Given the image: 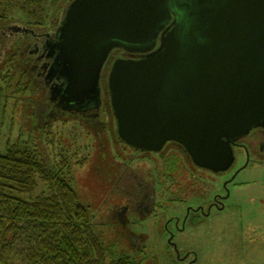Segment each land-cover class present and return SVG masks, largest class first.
Masks as SVG:
<instances>
[{"label": "water", "instance_id": "water-1", "mask_svg": "<svg viewBox=\"0 0 264 264\" xmlns=\"http://www.w3.org/2000/svg\"><path fill=\"white\" fill-rule=\"evenodd\" d=\"M49 37L46 81L66 108L98 105L114 49L145 54L116 59L105 85L137 150L175 142L219 173L233 143L264 127V0H73Z\"/></svg>", "mask_w": 264, "mask_h": 264}, {"label": "rangeland", "instance_id": "rangeland-1", "mask_svg": "<svg viewBox=\"0 0 264 264\" xmlns=\"http://www.w3.org/2000/svg\"><path fill=\"white\" fill-rule=\"evenodd\" d=\"M71 1L44 0L42 5H37L27 0H0V153L6 151L10 142L21 141L33 147L37 145L50 166L67 158L65 175L90 207L96 232L110 254L129 255L143 260L144 264H186L179 256L193 249L196 264H264V161L252 160L236 177L225 211H214L213 219L188 224L185 232L177 234L176 252L169 244L167 220L175 215L183 216L188 204L196 205L212 193L220 192L229 176L205 172L202 179H196L197 174L188 172L176 147L168 150L173 151L171 160L173 163L175 159L178 168L172 170L170 165L166 170L161 165L157 169L148 156L122 143L112 108L111 116L105 117L106 124L72 115L58 102L44 113L42 110L47 109L55 95L44 91L34 62L19 50L14 60L5 62L7 49L21 45L14 43L22 36L14 33L25 31L21 24L32 23L37 28L43 24L42 32L52 26L58 28ZM59 10L63 15L52 24ZM7 20L11 22L5 24ZM45 116L54 124L45 138L46 145L39 137L42 123L48 120ZM244 159L240 158L238 164ZM133 169L143 171L144 177L147 171L152 172L159 199L152 215L144 218L142 224L134 223L137 217L130 213L131 222L124 226L114 213V209L119 213L124 203L116 181L119 173L129 175ZM40 184L44 190L46 186ZM127 227L134 234L125 231ZM174 227L172 222L169 228Z\"/></svg>", "mask_w": 264, "mask_h": 264}, {"label": "trees", "instance_id": "trees-1", "mask_svg": "<svg viewBox=\"0 0 264 264\" xmlns=\"http://www.w3.org/2000/svg\"><path fill=\"white\" fill-rule=\"evenodd\" d=\"M27 1L42 5L44 0ZM61 15L57 11L52 24ZM23 25L44 28L43 24H38L40 28ZM18 48L7 50L5 62L15 59ZM53 125L49 118L41 125L39 137L44 145ZM67 163L65 158L50 166L37 145L21 141L10 142L0 153V264H144L129 255L108 252L90 207L65 175Z\"/></svg>", "mask_w": 264, "mask_h": 264}, {"label": "flooded vegetation", "instance_id": "flooded-vegetation-1", "mask_svg": "<svg viewBox=\"0 0 264 264\" xmlns=\"http://www.w3.org/2000/svg\"><path fill=\"white\" fill-rule=\"evenodd\" d=\"M73 1V0H72ZM71 1V2H72ZM70 2V3H71ZM69 3V5H70ZM68 5V7H69ZM62 20H60L61 22ZM59 22V24H60ZM23 30H20V32H16L14 34H21L22 36L19 39H15L14 43L17 44L18 42L21 43L19 45V52L23 53L22 55L27 58V60L33 61L35 64L36 69L41 74L40 79L44 81V91L46 90V93H48L50 96L53 95L52 87L47 84L46 76L49 71V68L47 64H51L53 62V58L47 59L46 57H41V54L43 53V48L46 44V42L50 39V35H54V33L57 30V27L52 26L49 28V31L42 32L41 29H31L28 28L25 25H20ZM59 26V25H58ZM12 34V35H14ZM25 46V47H24ZM8 50V49H7ZM112 60L107 63V67L105 69V72L103 70L101 75V99L98 105L95 107L92 106V108L88 105H83V107H79L76 104H66L68 105V110L72 113V115L80 116L83 115L87 117V119L93 121V122H99L106 124L105 117L111 116V98H110V91L109 88H106L105 85L108 81L109 74L111 71V68L113 66V63L118 58H142L145 56V54L141 53H131L124 49H114L111 53ZM31 57V58H29ZM62 81L58 78L55 79V82H52V85L54 84H60ZM48 85V86H47ZM49 91V92H48ZM50 99V97H49ZM53 101V102H52ZM62 101V100H61ZM60 98H55L54 100L51 99V103L49 102L48 105L45 107L47 109H43L42 111L47 114V111L53 105H57V102L59 104H64V102H61ZM53 103V104H52ZM57 107V106H56ZM113 112V111H112ZM49 113V112H48ZM114 113V112H113ZM46 117V116H45ZM46 119H48L46 117ZM114 120H116L114 116ZM121 139V138H120ZM122 143L128 148L132 149L141 155L148 156L151 161L155 164L157 169L162 165H165L166 170H169L170 165L172 166L171 169L175 170L178 168V164H176V161L174 159V162L172 163L171 158L174 156L173 151L168 150L171 147H176L178 150L182 153V162L185 165L188 172L190 171L191 174H197L196 179H202L201 174L202 173H213L212 170L200 167L196 165L192 158L188 155L186 150L179 144L175 142H168L165 147L158 152L155 151H141L137 150L128 144H126L123 140H121ZM233 148L236 155V160L229 170L224 172L215 173L217 175L225 174L226 177L229 176L224 180L222 183V188L220 192L212 193L208 199H203V202H199L196 205L194 204H188L185 209L184 215H175L169 218L166 225V232L168 233L169 239L172 238V243H176L178 245V242H176V236L179 233L185 232L187 229L188 224L193 223H200L199 221H204L209 218L213 219V212H223L227 209L226 202L231 198L232 196V188L231 184L235 181L236 177L246 168L250 165L251 161H257V162H263L264 161V127H258L254 128L249 134L245 135L244 137L240 138L236 142L233 143ZM244 157V162L241 164H238L240 158ZM171 161V163H170ZM147 165L150 163L146 162ZM173 164V165H172ZM177 165V167H176ZM134 168V167H133ZM178 171V169H177ZM146 172V171H145ZM121 172L119 173V177L116 181L118 184V187L121 189L123 198V205L121 206V210L119 209V213L116 209H114L115 215L118 214L120 217V222L124 223V226H127L130 224L131 220L129 218L130 213H132L134 216H136V220H134V223H140L142 224L144 221V218L147 216L150 217L154 211V209L157 206L158 203V190L154 188L153 184V174L152 172H146L147 175L144 177L143 171L138 170H131L129 172V175H127L128 172ZM135 181H134V179ZM121 180V181H119ZM192 185H195L193 183ZM192 190V188H190ZM196 190V189H195ZM118 209V208H117ZM202 219V220H201ZM174 222L175 227L174 229L169 228V225ZM125 231L129 232L130 234H134L135 231L132 230V228L127 227ZM170 246H172L174 249L175 246L169 242ZM178 247V246H177ZM179 248V247H178ZM194 250H187L184 254V256H179V259L184 261L186 264H196V257L193 254ZM177 252V249H176Z\"/></svg>", "mask_w": 264, "mask_h": 264}]
</instances>
